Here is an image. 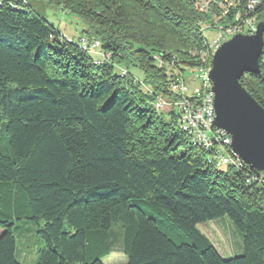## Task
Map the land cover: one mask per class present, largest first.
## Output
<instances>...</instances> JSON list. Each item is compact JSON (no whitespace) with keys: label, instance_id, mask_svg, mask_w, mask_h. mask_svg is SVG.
Listing matches in <instances>:
<instances>
[{"label":"trees","instance_id":"obj_1","mask_svg":"<svg viewBox=\"0 0 264 264\" xmlns=\"http://www.w3.org/2000/svg\"><path fill=\"white\" fill-rule=\"evenodd\" d=\"M47 1L110 59L27 1L0 0V264H23L19 221L35 225L33 264H103L117 224L124 264H264V172L213 166L151 105L171 95L173 72L202 64L203 25L264 22V0L251 11L213 0L204 12L197 0ZM259 67L240 83L264 108V45ZM222 216L241 233L239 256L221 257L197 229Z\"/></svg>","mask_w":264,"mask_h":264},{"label":"built area","instance_id":"obj_2","mask_svg":"<svg viewBox=\"0 0 264 264\" xmlns=\"http://www.w3.org/2000/svg\"><path fill=\"white\" fill-rule=\"evenodd\" d=\"M204 1L208 2L209 5L213 3V0ZM259 3L260 0H247L245 9L251 11ZM197 4L199 10L203 12L209 11L211 6L208 7V4H204L202 0H197ZM226 13L227 9H223L218 19ZM235 19L237 23L220 27L223 29L218 30L211 41L208 42L206 40L207 48L201 57L202 64L195 67V77L199 78L198 83L189 85V81L194 76L187 77L188 69L183 72H173L171 77H169L168 86L171 95L158 94L151 102V105L159 113L174 116L179 128L191 144L207 152L208 163L217 168L231 166L235 169H241L244 166H249L232 151L230 147L231 138L227 132L213 125L215 118L214 96L211 91V83L207 79L212 55L218 46L236 33L251 34L256 30L257 23L254 17L240 19V16L236 15ZM208 28H211L208 24L201 27L203 32ZM81 42L82 47L85 48L84 39ZM95 44L98 47V42ZM100 55L101 60L110 59L109 53H100ZM120 72L121 75L126 74L123 69H120ZM250 169L258 173L264 172Z\"/></svg>","mask_w":264,"mask_h":264},{"label":"water","instance_id":"obj_3","mask_svg":"<svg viewBox=\"0 0 264 264\" xmlns=\"http://www.w3.org/2000/svg\"><path fill=\"white\" fill-rule=\"evenodd\" d=\"M263 34L260 21L254 33H236L222 42L207 73L214 96L213 125L227 132L232 151L256 171H264V108L242 87L240 78L259 73Z\"/></svg>","mask_w":264,"mask_h":264},{"label":"rangeland","instance_id":"obj_4","mask_svg":"<svg viewBox=\"0 0 264 264\" xmlns=\"http://www.w3.org/2000/svg\"><path fill=\"white\" fill-rule=\"evenodd\" d=\"M29 5L35 9L41 16L45 17L49 23H51L55 29H57L66 39H71L74 43L80 44L81 40L85 41V49L90 52L92 57L101 58L98 52V47L96 46L97 41H92L91 39L83 36V31L87 30L86 25L76 16L69 14L63 10L60 6L49 3L47 0H25ZM204 4L209 3L202 0ZM219 15H217L216 10L212 12V18L214 22L217 23ZM216 28H208L203 32V38L208 42L211 41L218 30H222V25L219 23L215 24ZM81 36V37H80ZM187 77H193L189 81V85L197 84L199 81L198 77H195L196 70L195 67L188 69ZM130 73H132L137 79H143V74L140 70L135 67L130 68ZM14 230L18 250L21 247H26L30 255L33 252V240H34V230L35 225L29 221H19L16 224ZM197 229L205 235L211 244L217 249L218 253L223 258H230L234 256H239L243 252L241 233L236 228V226L231 222L227 216H222L213 220H208L197 225ZM2 230L0 229V232ZM115 239L109 255L102 259L103 264H124L126 258L122 252V228L119 224L114 226ZM19 257V255H18ZM19 259L23 264H33L34 261H23L20 257Z\"/></svg>","mask_w":264,"mask_h":264},{"label":"crops","instance_id":"obj_5","mask_svg":"<svg viewBox=\"0 0 264 264\" xmlns=\"http://www.w3.org/2000/svg\"><path fill=\"white\" fill-rule=\"evenodd\" d=\"M34 249V248H33ZM19 257L24 261H34L35 260V251L33 250L32 254L27 251L26 247L20 249Z\"/></svg>","mask_w":264,"mask_h":264}]
</instances>
